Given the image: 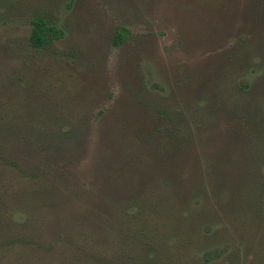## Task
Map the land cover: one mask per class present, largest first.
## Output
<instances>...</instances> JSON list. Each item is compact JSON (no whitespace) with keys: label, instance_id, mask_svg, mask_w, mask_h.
Masks as SVG:
<instances>
[{"label":"rangeland","instance_id":"1","mask_svg":"<svg viewBox=\"0 0 264 264\" xmlns=\"http://www.w3.org/2000/svg\"><path fill=\"white\" fill-rule=\"evenodd\" d=\"M0 264H264V0H0Z\"/></svg>","mask_w":264,"mask_h":264},{"label":"trees","instance_id":"2","mask_svg":"<svg viewBox=\"0 0 264 264\" xmlns=\"http://www.w3.org/2000/svg\"><path fill=\"white\" fill-rule=\"evenodd\" d=\"M125 33L126 31L124 29H120L115 36L116 39L121 41ZM61 37L62 32L55 26L50 25L43 18L36 17L31 21V30L28 37V43L32 49L41 50Z\"/></svg>","mask_w":264,"mask_h":264}]
</instances>
